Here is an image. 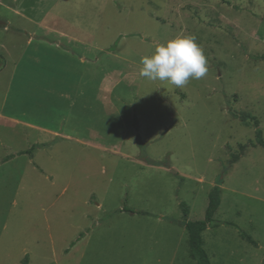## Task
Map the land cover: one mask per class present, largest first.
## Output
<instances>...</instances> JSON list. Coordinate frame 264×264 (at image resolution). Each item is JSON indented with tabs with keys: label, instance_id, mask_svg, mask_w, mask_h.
<instances>
[{
	"label": "rangeland",
	"instance_id": "374dc122",
	"mask_svg": "<svg viewBox=\"0 0 264 264\" xmlns=\"http://www.w3.org/2000/svg\"><path fill=\"white\" fill-rule=\"evenodd\" d=\"M0 21V264H196L183 224L214 187L210 263L264 264V149L232 117L264 138L263 1L0 0ZM188 34L204 77L139 75Z\"/></svg>",
	"mask_w": 264,
	"mask_h": 264
},
{
	"label": "clouds",
	"instance_id": "9594fccd",
	"mask_svg": "<svg viewBox=\"0 0 264 264\" xmlns=\"http://www.w3.org/2000/svg\"><path fill=\"white\" fill-rule=\"evenodd\" d=\"M193 34L178 35L158 44L151 55L140 60L139 75L149 80L167 81L184 88L190 79H201L208 71L207 60Z\"/></svg>",
	"mask_w": 264,
	"mask_h": 264
},
{
	"label": "trees",
	"instance_id": "16d2710c",
	"mask_svg": "<svg viewBox=\"0 0 264 264\" xmlns=\"http://www.w3.org/2000/svg\"><path fill=\"white\" fill-rule=\"evenodd\" d=\"M261 1L264 2V0H261ZM259 59L264 60V56L260 57ZM0 65H1V62H0ZM232 117L234 119L240 120V122L244 126L254 127L255 128V142L250 143V146L253 148L261 147L264 149V138L262 137V132L258 128L254 118H250L249 116H246V115H242V116L232 115ZM250 121H252L253 123ZM139 146L142 148V144L139 143ZM246 148H247V145H239L238 154L230 158L229 164L233 165L234 163H236L243 156ZM33 150H34V146H31L28 150L19 151L15 155L16 156L30 155L31 151ZM145 162L148 165H156V166L158 165L157 163L151 162L147 159H145ZM219 182L221 183V181ZM219 205H220L219 188L214 187L208 195V206L205 210L204 219L202 221H197V222L185 221L183 224L187 232V236H188V240H187L188 251H189L188 254H189L190 259L193 260L196 264H211L205 250L203 249L202 234L206 229L216 228L220 225V222L214 220V214L217 211ZM180 207L182 208L183 217L187 218L188 207L183 203L180 204ZM121 211L128 212L131 214L136 213L127 207H123ZM138 214L147 215L146 213H138ZM225 225L233 226L232 224H229V223H225ZM239 236L241 237L242 240L246 241L253 247H256V243L249 235L243 232H239Z\"/></svg>",
	"mask_w": 264,
	"mask_h": 264
},
{
	"label": "water",
	"instance_id": "95a60500",
	"mask_svg": "<svg viewBox=\"0 0 264 264\" xmlns=\"http://www.w3.org/2000/svg\"><path fill=\"white\" fill-rule=\"evenodd\" d=\"M2 25H5V23H4V22H2V21H0V26H2Z\"/></svg>",
	"mask_w": 264,
	"mask_h": 264
},
{
	"label": "crops",
	"instance_id": "0c3cea01",
	"mask_svg": "<svg viewBox=\"0 0 264 264\" xmlns=\"http://www.w3.org/2000/svg\"><path fill=\"white\" fill-rule=\"evenodd\" d=\"M0 66H1V65H0ZM205 231H206V230H205ZM205 231H204V232H205ZM204 232H203V233H204Z\"/></svg>",
	"mask_w": 264,
	"mask_h": 264
}]
</instances>
